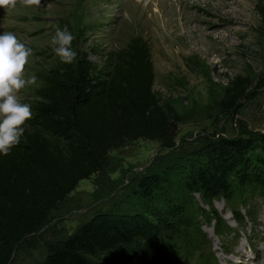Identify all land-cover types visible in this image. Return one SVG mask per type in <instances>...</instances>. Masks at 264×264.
Instances as JSON below:
<instances>
[{
    "label": "rangeland",
    "instance_id": "obj_1",
    "mask_svg": "<svg viewBox=\"0 0 264 264\" xmlns=\"http://www.w3.org/2000/svg\"><path fill=\"white\" fill-rule=\"evenodd\" d=\"M262 5L264 0H40L38 5L16 0L15 7L0 8V32H13L32 49L25 78L34 73L38 80L19 91L21 102L32 106L37 101L41 75L59 58L50 45L55 26L67 25L75 36L73 49L102 71L110 68L111 52L134 34L142 36L150 51L153 90L162 107L168 102L180 117L169 149L138 139L111 150L104 166L79 181L52 210L46 237L71 232L97 211L146 201L140 195V180L155 176L147 204L179 203L186 219L205 235L217 264H264V194L239 190L232 201L218 197L205 202L184 183L203 137L233 136L238 119L264 133ZM237 75L252 79L253 96L242 99L239 113L232 116L219 100ZM212 209L231 227L223 237L214 232ZM236 212L245 220L238 221ZM176 242L165 237L154 243L168 264H197L198 251L186 252ZM44 254L39 242L20 253L15 264H37ZM99 264L150 261L126 252L111 254Z\"/></svg>",
    "mask_w": 264,
    "mask_h": 264
},
{
    "label": "trees",
    "instance_id": "obj_2",
    "mask_svg": "<svg viewBox=\"0 0 264 264\" xmlns=\"http://www.w3.org/2000/svg\"><path fill=\"white\" fill-rule=\"evenodd\" d=\"M260 13L264 66V5ZM111 55L106 71L86 55H77L71 64L55 59L41 75L43 85L21 142L8 155L0 154V264H15L20 253L39 242L45 254L37 264H99L111 254L126 252L140 254L150 264H168L154 243L165 237L186 252L198 251L197 264H217L205 235L186 219L179 203L147 204L155 176L140 180L146 201L97 211L71 232L46 237L52 210L79 181L104 166L111 150L138 139L165 149L175 144L180 117L168 102L164 109L153 90L146 41L134 34ZM252 83L246 75L235 76L219 100L222 109L238 114L241 100L253 96ZM237 124L233 136L203 137L184 176L185 187L205 202L218 197L232 201L239 190L264 194V133L252 131L241 119ZM236 213L238 221L245 220L243 213ZM210 216L214 232L227 235L231 227L225 220L214 209Z\"/></svg>",
    "mask_w": 264,
    "mask_h": 264
},
{
    "label": "clouds",
    "instance_id": "obj_3",
    "mask_svg": "<svg viewBox=\"0 0 264 264\" xmlns=\"http://www.w3.org/2000/svg\"><path fill=\"white\" fill-rule=\"evenodd\" d=\"M25 5H38L40 0H23ZM16 0H0V8L15 7ZM75 36L67 25H56L50 45L62 63L71 64L77 58L72 47ZM32 49L13 32H0V154L8 155L21 142L25 122L33 117L31 105L21 102L18 93L26 85H36L33 73L25 78V65Z\"/></svg>",
    "mask_w": 264,
    "mask_h": 264
},
{
    "label": "water",
    "instance_id": "obj_4",
    "mask_svg": "<svg viewBox=\"0 0 264 264\" xmlns=\"http://www.w3.org/2000/svg\"><path fill=\"white\" fill-rule=\"evenodd\" d=\"M13 253H14V250H13ZM13 257V254H12V256H11V258ZM7 264H9V263H7Z\"/></svg>",
    "mask_w": 264,
    "mask_h": 264
}]
</instances>
